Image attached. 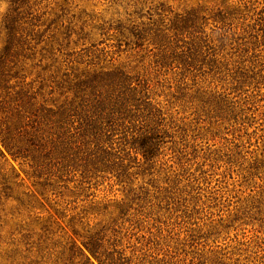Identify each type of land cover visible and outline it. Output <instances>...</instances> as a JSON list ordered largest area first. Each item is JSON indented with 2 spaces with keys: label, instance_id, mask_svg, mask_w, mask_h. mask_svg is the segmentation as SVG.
<instances>
[{
  "label": "rangeland",
  "instance_id": "374dc122",
  "mask_svg": "<svg viewBox=\"0 0 264 264\" xmlns=\"http://www.w3.org/2000/svg\"><path fill=\"white\" fill-rule=\"evenodd\" d=\"M0 264H264V0H0Z\"/></svg>",
  "mask_w": 264,
  "mask_h": 264
},
{
  "label": "trees",
  "instance_id": "16d2710c",
  "mask_svg": "<svg viewBox=\"0 0 264 264\" xmlns=\"http://www.w3.org/2000/svg\"><path fill=\"white\" fill-rule=\"evenodd\" d=\"M93 253H95V251H92Z\"/></svg>",
  "mask_w": 264,
  "mask_h": 264
}]
</instances>
